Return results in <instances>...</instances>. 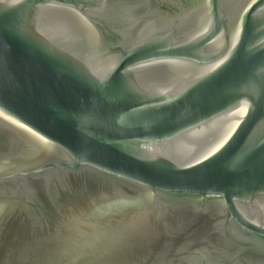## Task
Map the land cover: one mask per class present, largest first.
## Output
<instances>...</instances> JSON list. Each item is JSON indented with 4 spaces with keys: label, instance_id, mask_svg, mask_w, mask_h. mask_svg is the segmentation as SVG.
Masks as SVG:
<instances>
[{
    "label": "water",
    "instance_id": "water-1",
    "mask_svg": "<svg viewBox=\"0 0 264 264\" xmlns=\"http://www.w3.org/2000/svg\"><path fill=\"white\" fill-rule=\"evenodd\" d=\"M0 264H264V0H0Z\"/></svg>",
    "mask_w": 264,
    "mask_h": 264
}]
</instances>
